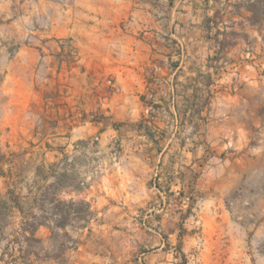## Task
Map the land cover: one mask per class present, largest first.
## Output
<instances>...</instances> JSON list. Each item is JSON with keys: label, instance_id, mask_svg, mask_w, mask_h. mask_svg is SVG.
Segmentation results:
<instances>
[{"label": "rangeland", "instance_id": "obj_1", "mask_svg": "<svg viewBox=\"0 0 264 264\" xmlns=\"http://www.w3.org/2000/svg\"><path fill=\"white\" fill-rule=\"evenodd\" d=\"M249 1L238 2L249 9ZM76 5L0 0V106L7 86L25 89V75L33 74L25 62L47 39L65 36L60 31ZM243 13L239 25L217 31L221 47L201 110L175 125L193 149L201 142L202 167L155 172L153 198L143 208L153 209L154 219L107 222V198L93 207L81 195L100 158L81 156L86 164L73 166L70 142L10 140L0 126V264H24V251L28 264H264V19L253 27L252 12ZM71 40L63 44L81 64ZM99 143L94 135L73 147L95 150ZM29 226L40 241L26 238Z\"/></svg>", "mask_w": 264, "mask_h": 264}, {"label": "crops", "instance_id": "obj_2", "mask_svg": "<svg viewBox=\"0 0 264 264\" xmlns=\"http://www.w3.org/2000/svg\"><path fill=\"white\" fill-rule=\"evenodd\" d=\"M238 1L77 0V14L60 31L65 36L47 39L25 62L33 73L25 75V89L7 86L1 129L10 140L70 142L73 166L86 164L81 156L100 158L81 195L93 207L107 198V222L158 217L143 211L155 172L202 167L201 142L193 149L175 125L189 124L210 92L217 31L239 25L244 10L251 13ZM65 38H72L81 64ZM37 125L41 130L32 129ZM94 135L97 149L73 147Z\"/></svg>", "mask_w": 264, "mask_h": 264}, {"label": "trees", "instance_id": "obj_3", "mask_svg": "<svg viewBox=\"0 0 264 264\" xmlns=\"http://www.w3.org/2000/svg\"><path fill=\"white\" fill-rule=\"evenodd\" d=\"M249 10L252 12L253 24L255 25L259 24L264 19V0H250ZM60 203L69 204L70 206H72L74 204V201L70 200L67 202L64 200H60ZM57 207L60 208V206H57ZM67 219L68 217H65V220L61 221V223L58 224L59 227H63L66 224ZM39 224H44V222H40ZM29 228H31V230H28L27 228H25V231L30 233V236H26V238L40 241V239L36 236L37 227L29 226ZM21 257L24 260V264H28V259H30V253L27 251H24Z\"/></svg>", "mask_w": 264, "mask_h": 264}]
</instances>
